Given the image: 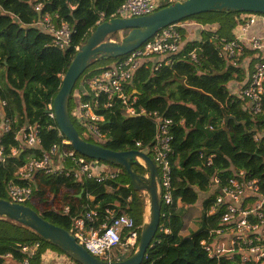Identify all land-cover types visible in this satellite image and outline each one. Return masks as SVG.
Masks as SVG:
<instances>
[{"label":"trees","instance_id":"trees-1","mask_svg":"<svg viewBox=\"0 0 264 264\" xmlns=\"http://www.w3.org/2000/svg\"><path fill=\"white\" fill-rule=\"evenodd\" d=\"M38 1L44 3L43 13L49 11L54 17L57 15L55 21L63 19L70 24L72 44L69 48L56 46L52 36L38 25L41 19V14L35 10ZM122 2L0 0V125L4 120L11 125L10 132L0 131V145L6 157L0 166V198L9 199L10 181L30 185L33 197L26 205L67 230L71 228L72 218L85 210L95 209L103 220L106 209L116 208V205L118 212L125 211L134 218L136 226L141 227L146 222L148 194L135 189L126 170L114 164L103 161L118 167L120 174L102 182L95 179L77 181L45 171L35 174L32 181L16 175L29 159L41 157L54 145L73 150L71 145L63 144L66 138L59 131L56 120L49 116L48 106L53 104L62 78L78 52L76 47H82L100 18L110 17ZM240 15V11L223 9L185 19H194L204 26L201 38L187 40L186 29L182 28L183 46L171 56V64L158 70L142 66L130 84V92L136 91V107L146 110L147 115L127 116L118 101L105 110L101 127L106 140L102 145L114 151L138 149V141L144 146L152 143L156 124L149 113L157 112L174 121L171 128L173 203L165 206L160 199L161 214H166L165 217L161 215V221L170 232H157L142 264H233L226 259H210L200 244L209 228L218 226L217 216L206 215L215 195L202 201L197 228L184 235L188 211L201 203L200 195L209 192L215 174L223 185L236 171L245 170L259 178L264 189V139L260 142L253 139V134L264 131V115H252L243 108L242 100L231 93V85L244 78V71L220 57L217 47L219 39L234 38ZM110 37L119 39L118 42L124 39L120 38V32ZM114 60L105 55L94 60L78 79L67 103L79 134L89 141L93 140L84 136V126L72 114L78 101L75 95L85 79L101 73ZM104 61L109 62L97 65ZM27 125L38 126L40 148H19L15 141L16 131ZM13 149L18 153L13 154ZM211 156L214 157L209 163ZM133 170L141 175L148 172L140 163H135ZM65 207L70 208L69 213L64 212ZM24 241L41 242L29 264H43L48 249L63 252L31 228L0 217V264H6L7 253L13 255L14 264H24L25 254L18 246ZM119 251L115 248L113 254ZM130 255L117 258L121 260ZM114 257V261L118 260Z\"/></svg>","mask_w":264,"mask_h":264},{"label":"built area","instance_id":"built-area-1","mask_svg":"<svg viewBox=\"0 0 264 264\" xmlns=\"http://www.w3.org/2000/svg\"><path fill=\"white\" fill-rule=\"evenodd\" d=\"M182 0H123L121 6L110 17L102 16L97 24L115 17L132 18L148 15L165 3H175ZM44 3L38 1L35 10L41 14L38 21L40 28L50 34L53 42L61 49H67L72 44V28L70 24L60 19L55 21L49 11L43 13ZM187 20L167 26L153 38L145 42L133 52L119 57L106 66L101 73L87 78L77 91L78 100L72 114L84 126V136L91 138L95 143L101 144L106 140V134L101 124L105 120V110L120 102L127 116L147 115L144 109L136 107V91L130 92L129 87L136 71L142 66L158 70L164 65L171 64V56L178 53L183 46L181 29L193 26ZM217 47L220 57L234 67L244 71V78L231 85L243 102V108L252 115H264V14L248 13L238 20L233 39H219ZM81 47L77 46L76 51ZM196 60L195 54L192 55ZM235 84V85H234ZM234 88V89H235ZM48 114L55 119L53 105L49 104ZM104 110V111H103ZM156 124L154 139L150 145L136 143L137 150L148 154L156 164L159 172L158 194L165 206L173 203L172 187V155L171 146L173 135L171 128L174 121L157 112L149 113ZM1 132H10L11 125L2 121ZM38 126L27 125L15 133V141L19 148H40L41 138ZM264 131L253 134V139L260 142L264 139ZM92 141V142H93ZM63 144L70 145L67 139ZM13 154L18 153L13 149ZM211 156L209 163L212 162ZM138 163L147 168L145 161L136 157ZM6 160L4 147L0 145V166ZM39 171L65 175L82 181L95 179L102 182L105 179L117 178L120 174L118 167L110 166L102 161L88 159L74 150H65L54 145L39 158H31L21 167L17 177L32 181ZM145 176H149L147 172ZM215 195L213 203L207 210V217L217 216L218 226L209 228L207 236L201 240V246L210 259H226L233 264H264V189L259 178L252 177L247 171L239 170L222 185L221 178L215 174L211 179L209 192L200 198L202 203L210 195ZM9 200L26 204L33 197V188L30 185H20L14 181L8 184ZM162 207V205H161ZM116 208H107L103 220L95 209H87L80 215L72 218L70 233L90 253L96 257L113 260V250L134 253L138 246L142 226H136L134 218L125 211L118 212ZM65 213L70 212L69 207L64 208ZM162 217L166 214L162 213ZM159 230L165 233L170 229L160 221ZM158 230V231H159ZM18 246L25 254L23 263L29 264L41 247L40 241L19 242ZM44 264H61L48 262ZM147 253L145 255V258ZM6 264H14L11 253L5 255ZM119 260V258H117Z\"/></svg>","mask_w":264,"mask_h":264},{"label":"water","instance_id":"water-1","mask_svg":"<svg viewBox=\"0 0 264 264\" xmlns=\"http://www.w3.org/2000/svg\"><path fill=\"white\" fill-rule=\"evenodd\" d=\"M223 9L264 14V0H182L159 8L148 15L132 18L115 17L98 24L73 58L53 100V111L58 129L75 152L89 159L105 161L122 167L130 175L133 187L149 195V220L142 225L139 246L134 253L121 260L100 259L81 245L69 230L44 219L30 206L12 202L9 199L0 198V217L31 228L78 264H142L159 230L161 221L158 168L153 159L145 152L137 149L114 151L83 138L72 121L67 103L78 79L100 56L105 55L115 59L125 56L138 49L169 25L197 14ZM124 30H130V32L121 42L108 38L112 34ZM136 157L145 161L148 177L133 170V165L138 163Z\"/></svg>","mask_w":264,"mask_h":264},{"label":"rangeland","instance_id":"rangeland-1","mask_svg":"<svg viewBox=\"0 0 264 264\" xmlns=\"http://www.w3.org/2000/svg\"><path fill=\"white\" fill-rule=\"evenodd\" d=\"M241 15L240 17L238 18L239 21H241V17H243L245 14H248L249 12H240ZM187 22H191V23H195L194 25V32L195 33H198L200 32V27L197 25L198 23L194 20V19H188ZM188 30L191 29V26H187L186 27ZM130 32V30H127V31H120V38H125L128 33ZM188 35V36H187ZM185 36L188 38L190 35L188 34V31L185 30ZM109 39L111 38L110 36L108 37ZM108 39V40H109ZM110 40H113V41H118L115 37L114 38H111ZM109 61H104V62H98V66H103L105 65L106 63H108ZM113 61H111L110 63H112ZM235 85V84H234ZM235 86L231 89L234 91H236L237 89L235 88ZM87 138V137H86ZM105 163V162H103ZM105 164H108V163H105ZM114 167V166H113ZM147 194V193H146ZM148 205L146 207V221L149 220V216H150V198L148 196ZM201 207H199L198 205H194L193 207H191L188 211V216L186 217V231L184 232V234H188L190 232V230H195L197 228V224L199 222V219H200V215L202 213V210L200 209ZM53 251L57 252L59 256L57 257H53V258H47L48 259V262H60L62 264H77L74 260H72L71 258H69L65 253L63 252H60L58 251L57 249H53ZM132 249L128 250V251H125V250H121L119 251L118 253H115L113 254V256H115L114 258H117V257H120V256H124V255H130L132 254ZM48 252V251H47ZM47 254V253H46ZM59 257H62V258H59ZM45 258H46V255H45ZM43 261L45 262L46 259Z\"/></svg>","mask_w":264,"mask_h":264},{"label":"crops","instance_id":"crops-1","mask_svg":"<svg viewBox=\"0 0 264 264\" xmlns=\"http://www.w3.org/2000/svg\"><path fill=\"white\" fill-rule=\"evenodd\" d=\"M199 27H200V32L198 33H195L194 32V27L192 26L190 30L186 29L188 31V34L190 35L188 38L186 37L187 40H198L201 38V30L204 28V26L200 25L199 23L197 24ZM236 29V28H235ZM235 32V31H234ZM188 36V35H187ZM204 195V192L200 195L201 197H203ZM149 196V195H148ZM196 205H198L199 207H201L200 209L202 210V203H197ZM145 214H146V211H145ZM186 231V228L185 230L183 231V234L184 232ZM189 234V233H188ZM184 235H187V234H184ZM46 258H53L54 256L57 257L59 256L57 252L53 251V249H48V252H46ZM59 258H62V257H59ZM47 259V261H48ZM54 262V261H52ZM60 263V262H59ZM44 264V263H43ZM62 264V263H61Z\"/></svg>","mask_w":264,"mask_h":264}]
</instances>
